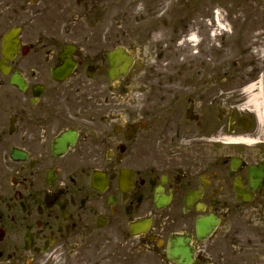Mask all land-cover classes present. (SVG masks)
<instances>
[{"label": "flooded vegetation", "instance_id": "1", "mask_svg": "<svg viewBox=\"0 0 264 264\" xmlns=\"http://www.w3.org/2000/svg\"><path fill=\"white\" fill-rule=\"evenodd\" d=\"M152 6L0 0V264H264V1L225 104Z\"/></svg>", "mask_w": 264, "mask_h": 264}, {"label": "rangeland", "instance_id": "2", "mask_svg": "<svg viewBox=\"0 0 264 264\" xmlns=\"http://www.w3.org/2000/svg\"><path fill=\"white\" fill-rule=\"evenodd\" d=\"M149 1L153 4L151 10L159 12V15L157 14L155 17L156 20L160 15H162L161 17L165 20L155 21V25L153 24L155 29L153 31L152 39H154L153 42L155 43V48L163 46L165 54L169 56V61H173L178 66H185V69L188 72L194 71L196 68L203 69L204 66H206L207 70L211 72L204 75V86L210 84L216 88V101L219 104H225V92L227 91L229 84L227 83L228 77L223 76L222 74V69L226 65L225 61L230 46L234 47L231 43L232 36L235 34L236 36H238V34L240 35L241 30L244 28H252L251 24H255L253 28L257 27L258 29L260 27L257 20H255V22L253 21L254 16L259 15L257 13L259 10H252L253 1L257 2L260 0H237V3L235 2L232 4H230L229 0ZM215 7L221 11L222 17L228 15L230 23L234 24L233 27L236 30L233 32L229 31V29H224V31L220 30L221 34L211 39L208 36V23H211L210 20L208 21V18L212 17ZM226 23L227 22L224 20L223 24L225 25V28H228V24ZM186 29L189 31L197 29L198 35L201 38V42L194 51L193 49L187 48L185 46L186 43L179 46L173 42L174 39L178 40L183 37ZM231 33L233 34L232 36L230 35ZM160 42H162V45H160ZM165 43H167V45H172L170 52H167L168 46H166ZM173 45H175V49Z\"/></svg>", "mask_w": 264, "mask_h": 264}, {"label": "bare ground", "instance_id": "3", "mask_svg": "<svg viewBox=\"0 0 264 264\" xmlns=\"http://www.w3.org/2000/svg\"><path fill=\"white\" fill-rule=\"evenodd\" d=\"M223 21L224 20H223L221 11L220 10H216L215 11V17H213V19H211V24L208 26V31H212L213 29L215 31L226 29L225 25L223 24ZM187 29H186L185 34L183 35V38H182L183 42H185L187 44V46H189L188 41L191 40V41L194 42V44L197 47L199 45V43L201 42V38L198 35L197 29L196 30L192 29L190 31L187 30ZM208 36L212 39L213 37H216L217 34L216 33L215 34H209ZM251 87L252 86H249V87L246 88V91H248L247 93H249V90H250ZM258 98L259 97H257V95H255V94L254 95L253 94H249L248 101L250 102V104H253L254 106L257 107V105L259 103L258 102L259 101Z\"/></svg>", "mask_w": 264, "mask_h": 264}, {"label": "water", "instance_id": "4", "mask_svg": "<svg viewBox=\"0 0 264 264\" xmlns=\"http://www.w3.org/2000/svg\"><path fill=\"white\" fill-rule=\"evenodd\" d=\"M201 225L203 226V221L198 222V226L200 227ZM198 229H199V228H198ZM198 231L201 232V231H203V230L199 229ZM179 244H180V241H179V240H176V245H179ZM174 245H175V244H174ZM174 245H173V246H174ZM170 253H171V254H175V253H177V252L171 251Z\"/></svg>", "mask_w": 264, "mask_h": 264}]
</instances>
